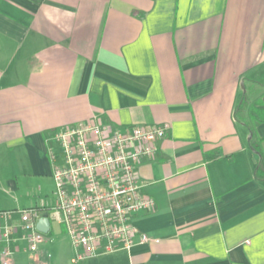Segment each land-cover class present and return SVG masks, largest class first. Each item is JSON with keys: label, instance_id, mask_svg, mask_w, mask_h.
<instances>
[{"label": "crops", "instance_id": "0c3cea01", "mask_svg": "<svg viewBox=\"0 0 264 264\" xmlns=\"http://www.w3.org/2000/svg\"><path fill=\"white\" fill-rule=\"evenodd\" d=\"M258 102L264 0H0V211L26 181L52 195V129L167 124L136 167L155 204L134 224L155 241L93 264H264Z\"/></svg>", "mask_w": 264, "mask_h": 264}, {"label": "built area", "instance_id": "2783aa9c", "mask_svg": "<svg viewBox=\"0 0 264 264\" xmlns=\"http://www.w3.org/2000/svg\"><path fill=\"white\" fill-rule=\"evenodd\" d=\"M167 127L124 129L91 116L52 129L45 150L53 202L0 211V264H14L19 249L39 253L46 233L36 223L44 213L48 232L53 224L68 236L73 263L154 242L134 224L135 217L151 212L155 204L142 192L136 167L155 154Z\"/></svg>", "mask_w": 264, "mask_h": 264}, {"label": "rangeland", "instance_id": "374dc122", "mask_svg": "<svg viewBox=\"0 0 264 264\" xmlns=\"http://www.w3.org/2000/svg\"><path fill=\"white\" fill-rule=\"evenodd\" d=\"M27 185H30L29 182L22 183L23 191H21L20 201L16 203L14 197L17 196L16 192H11V197L9 198V202L6 203L3 207L5 210H9L12 208H25L28 207L29 204L36 205H49L53 202V198L51 195V181L45 182L40 186V189L32 190L31 192L26 190ZM19 193V192H18ZM35 206V205H33ZM45 241L40 245V248L49 255L50 258L44 259L48 264H93L98 263L105 256H97L94 258H88L78 262H71L70 258L74 255V248L71 246L68 236L58 228L57 226L52 224V229L46 233ZM26 254L17 253L14 256L15 261L17 259H21L22 256Z\"/></svg>", "mask_w": 264, "mask_h": 264}, {"label": "trees", "instance_id": "16d2710c", "mask_svg": "<svg viewBox=\"0 0 264 264\" xmlns=\"http://www.w3.org/2000/svg\"><path fill=\"white\" fill-rule=\"evenodd\" d=\"M243 104V101H240V105ZM250 118L253 121H264V105L261 102L255 103L250 108ZM253 150L258 155V163L255 168V176L258 179L264 180V156L261 153L260 147L257 142L253 141L251 143Z\"/></svg>", "mask_w": 264, "mask_h": 264}, {"label": "water", "instance_id": "95a60500", "mask_svg": "<svg viewBox=\"0 0 264 264\" xmlns=\"http://www.w3.org/2000/svg\"><path fill=\"white\" fill-rule=\"evenodd\" d=\"M36 228L39 231L43 232V233H47L48 232V229H49V220H48V217H47V215L45 213L37 221Z\"/></svg>", "mask_w": 264, "mask_h": 264}]
</instances>
